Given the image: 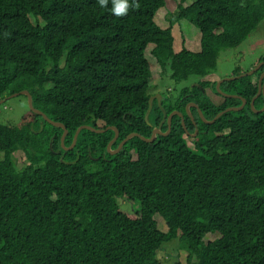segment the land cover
<instances>
[{
	"label": "trees",
	"instance_id": "1",
	"mask_svg": "<svg viewBox=\"0 0 264 264\" xmlns=\"http://www.w3.org/2000/svg\"><path fill=\"white\" fill-rule=\"evenodd\" d=\"M129 3L116 16L113 0L103 8L98 0H0V101L29 92L37 110L67 128L66 148L81 127L116 128V151L133 134L152 139L164 119L154 102L146 121L149 46L169 81L204 80L222 53L242 47L264 22V0H195L163 30L155 19L166 0ZM183 21L201 32L200 53L175 52L173 30ZM253 78L221 86L247 105L213 125L195 108L193 122L187 107L196 104L208 122L240 108L242 100L222 97L218 83L166 97L163 108L183 114L187 130L175 116L168 136L134 138L116 155L108 151L112 130H84L67 151L64 130L31 110L17 126L0 123V264H166L160 255L174 244L180 254L173 264L181 254L187 264H264V112L252 109L259 92ZM255 109H264V95ZM169 130L165 123L162 132ZM19 152L28 162L23 169ZM119 200L139 203L140 213L122 212ZM209 235L219 238L206 243Z\"/></svg>",
	"mask_w": 264,
	"mask_h": 264
},
{
	"label": "rangeland",
	"instance_id": "2",
	"mask_svg": "<svg viewBox=\"0 0 264 264\" xmlns=\"http://www.w3.org/2000/svg\"><path fill=\"white\" fill-rule=\"evenodd\" d=\"M194 3L195 0H186L185 2H183V0H166V5L158 12L155 22L163 30H168L171 27L170 21L173 20L171 19V15L174 14L181 5L190 7ZM32 22L34 25H36L34 19ZM173 33L175 37L174 50L176 53H180L184 47L194 53L201 51V32L188 21H183L180 25L175 26ZM154 49L155 46L151 45L146 51V57L150 63L153 75L150 94L152 97L161 96L163 98L162 102L166 97L178 99L180 97V93L184 89L192 88L195 85H198L200 82L206 81L219 83L222 80L234 77L233 74L237 69H242L245 74L251 73L258 69L260 65L257 64L262 58H264V22H262L258 30L253 33L250 39L242 47L237 50H230L222 53L218 62V69L216 73L205 78L204 80H200L199 78H191L190 81L183 82L181 84H176L172 81H169V79L163 76L158 62L152 55ZM262 68H260L256 73L258 75H254L253 80L255 83H258L261 79L260 77H262ZM205 94L216 105H221L224 102L223 98L217 95L218 93L216 94L214 89L205 91ZM29 110V102L25 96L11 99L5 105L0 107V123L4 125L17 126L20 124L22 118L29 112ZM188 143L191 148H194V145L191 141H188ZM15 159L18 163L19 169H23L28 164L24 154L21 152L15 155ZM119 204L122 207V212L124 213L139 214L141 211V206L137 202L119 200ZM157 220L160 230L164 233H167L168 228L164 220H162L161 217ZM218 238L219 236L209 235L206 237L205 242H213ZM179 254V247L177 244H174L173 246L167 247V249H165L160 255V258L165 261L166 264H173L174 257L177 260ZM181 256V264H187L188 255L181 254Z\"/></svg>",
	"mask_w": 264,
	"mask_h": 264
},
{
	"label": "water",
	"instance_id": "3",
	"mask_svg": "<svg viewBox=\"0 0 264 264\" xmlns=\"http://www.w3.org/2000/svg\"><path fill=\"white\" fill-rule=\"evenodd\" d=\"M263 66H264V63H261L260 66H259V68L256 69V70H254V71L251 72V73L245 74V75H243V76H241V77H232V78H228V79H225V80L220 81V82L217 84V92H218L222 97H224L225 99H240V100H242L243 105H242L240 108H231V109H228L227 111H225V112L219 114V115L216 117L215 120H213V121H211V122H208V121H206V119L204 118L202 112L199 110V107H198L196 104H190V105L187 107V114H188V116L191 118V120H192L193 122H195V119H194V117H193V115H192V113H191V109H192V108H195V109H197V110L199 111V115H200L201 119H202L206 124L213 125L217 120H219V119H220L223 115H225L226 113L242 111V110L245 108V106L247 105V101H246L245 99L239 97V96H232V95H228V94H226V93H223V91L221 90V86H222L225 82L236 81V80H238V79H240V78H244V77H252V76H254V75L259 71V69L262 68ZM263 81H264V74L262 75L261 79L259 80V92H258V95L254 98V100H253V102H252V104H251V105H252V109H253L256 113H262V112H264V109L261 110V111H257V110L255 109V102L257 101V99H258L261 95H264V83H263ZM19 96H26V97H27L28 102H29V109H30L33 113H35V114L38 115V116H41V117L44 119V121H46L48 124H50V125H52V126H54V127H56V128H60V129H63V130H64V135H63V138H62V146H63V148H65L67 151H69V150H73V149H74V147L76 146V144H77V142H78V138H79L81 132L84 131V130L91 131V132H95V133H97V134H104V133H106V132L109 131V130L114 131V132L116 133V137H115V139L110 143V145H109V147H108V151H109V153H110V154H113V155H116V154L120 153V152L123 150V148L125 147V145H126L129 141H131L132 139H134V138H140L141 140H143V141L146 142V143H154V142L157 140L158 136H168V135L170 134V132H171V129H172V122H173V119H174L175 116H179V117L182 119L183 126H184L185 130H187V128H186V124H185V117H184V115L181 114V113H179V112H174L173 114L168 115L167 111H166V110L163 108V106H162V100H163V98H162L161 96H154V97H152L151 100H150V109H149V112H148V114H147V116H146V121L149 122V117H150V114H151V112H152V110H153V104H154L155 101L158 102V105H159L160 108L162 109V111H163V113H164V119H163V122H162L161 126H160L159 128H157V129H154V133H153V137H152V139H146V138H144V137H142V136H140V135H138V134H133V135L129 136L126 140H124V141L122 142V144L120 145V147H119L116 151H113V150H112V147H113V145H114V144L118 141V139H119V132H118V130H117L116 128H108L107 130H98V129H95V128L90 127V126H84V127H81V128L77 131V133H76V135H75V138H74V143H73L72 147H71V148H66V147H65V141H66V138H67V136H68V134H69L67 128H66L63 124H61V123H56V122L50 120V119L48 118V116H46V115H45L44 113H42L41 111L37 110V109L34 107L33 98H32V96L30 95L29 92L25 91V92H22V93H20V94H15V95H13V96H11L10 98H7V99H5V100H2V101H0V106L4 105L7 101H9V100H11V99H14V98H17V97H19ZM165 123H168V125H169V129H170V130H169L168 133H165V134H164V133L162 132V127H163V125H164ZM187 132H188V131H187ZM187 134L190 135V133H187ZM197 135H198V130H197L196 133L193 135V137H196ZM190 136H191V135H190Z\"/></svg>",
	"mask_w": 264,
	"mask_h": 264
},
{
	"label": "clouds",
	"instance_id": "4",
	"mask_svg": "<svg viewBox=\"0 0 264 264\" xmlns=\"http://www.w3.org/2000/svg\"><path fill=\"white\" fill-rule=\"evenodd\" d=\"M135 2V0H133V3ZM98 3L100 5V7H105L107 4V0H98ZM130 3L129 0H113V8H112V12L116 15V16H123L126 15L129 8H130Z\"/></svg>",
	"mask_w": 264,
	"mask_h": 264
},
{
	"label": "crops",
	"instance_id": "5",
	"mask_svg": "<svg viewBox=\"0 0 264 264\" xmlns=\"http://www.w3.org/2000/svg\"><path fill=\"white\" fill-rule=\"evenodd\" d=\"M201 52V51H200ZM200 52H198V53H200Z\"/></svg>",
	"mask_w": 264,
	"mask_h": 264
},
{
	"label": "flooded vegetation",
	"instance_id": "6",
	"mask_svg": "<svg viewBox=\"0 0 264 264\" xmlns=\"http://www.w3.org/2000/svg\"><path fill=\"white\" fill-rule=\"evenodd\" d=\"M166 99V98H165ZM155 102H157V101H155Z\"/></svg>",
	"mask_w": 264,
	"mask_h": 264
}]
</instances>
